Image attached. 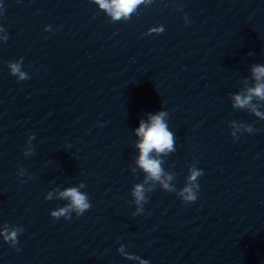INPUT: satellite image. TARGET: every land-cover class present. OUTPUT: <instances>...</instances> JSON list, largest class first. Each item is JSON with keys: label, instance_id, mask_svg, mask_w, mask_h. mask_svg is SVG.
I'll list each match as a JSON object with an SVG mask.
<instances>
[{"label": "clouds", "instance_id": "9594fccd", "mask_svg": "<svg viewBox=\"0 0 264 264\" xmlns=\"http://www.w3.org/2000/svg\"><path fill=\"white\" fill-rule=\"evenodd\" d=\"M94 2L100 9L104 10L113 21H119L121 19H130L131 14L135 12L137 6L145 3L146 0H94ZM179 10L183 11L182 5H180ZM183 18L186 24L190 23L187 14H185ZM44 30L50 31L51 26H46ZM0 32L7 33L6 29L2 26H0ZM163 32L164 28L161 26L150 29L147 35H151L152 33L159 35ZM7 39L8 35L6 34L3 37V41H7ZM7 67L10 74L15 76L18 82L30 79L28 72L22 70L23 58L15 61H9L7 63ZM251 71L255 81L254 85L247 87L244 93L234 95L233 106L241 109L250 108L251 112H253L255 116L264 120V112L258 111L257 106L252 104L254 97L264 101V66L257 64L252 67ZM168 115L169 113L167 111H159L156 114H150L147 122L144 120L140 121L139 127L135 130L136 135L140 138L139 142L136 144V147L139 149V156L136 160V164L145 174V183L149 181L158 182L165 191L175 192L184 203H194L198 198L197 194L200 189L198 178L204 175L203 170L199 169L195 165L191 166L188 170L189 174L186 178L184 186L177 190L174 185L169 183L173 179V176L165 173L164 169L161 167L162 161L153 156V153L156 155L168 154L176 150L174 134L169 130L165 119ZM229 128L233 129L230 132L233 139H239V135H237V133L241 131V129L249 134L255 131L253 126L248 124L237 125L235 121L231 122ZM34 138L35 137L33 135H29V142ZM24 155H34L33 148L29 147V149L24 152ZM83 187H86V185L81 183L79 187H68L63 191H59L58 198L67 201V203L64 206L52 210L50 212V216L54 220H59L60 218L70 220L72 219V213H75L78 218L89 210L91 207L89 197L86 193L79 190ZM152 190V188L148 189V191ZM145 191L146 189L144 187V183H137L132 189L131 195L134 197V201L138 205L136 211L133 213V216L140 215L144 211L143 206L148 202V197L145 196ZM45 199L52 200L53 194L49 192L45 196ZM23 231L24 229L21 226L9 227L8 225H4L3 227H0V237H2L3 241L9 244L10 247L19 251L20 249L17 248L19 243L18 237ZM124 248L125 246L121 245L117 251L125 259L137 260L139 261V264H149L147 260L141 259L137 255L125 252Z\"/></svg>", "mask_w": 264, "mask_h": 264}]
</instances>
